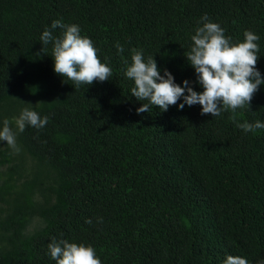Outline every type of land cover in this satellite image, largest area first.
<instances>
[{"label":"trees","instance_id":"trees-1","mask_svg":"<svg viewBox=\"0 0 264 264\" xmlns=\"http://www.w3.org/2000/svg\"><path fill=\"white\" fill-rule=\"evenodd\" d=\"M204 15L231 43L259 36L264 78V0H0V128L15 131L25 107L49 118L17 133L19 152L0 141V264H56L53 238L91 245L102 264L264 261V128L180 109L183 97L138 114L148 101L124 75L142 49L161 75L203 91L186 55ZM54 20L92 40L109 80L76 87L55 73L40 41ZM236 116L264 123V84Z\"/></svg>","mask_w":264,"mask_h":264},{"label":"clouds","instance_id":"clouds-1","mask_svg":"<svg viewBox=\"0 0 264 264\" xmlns=\"http://www.w3.org/2000/svg\"><path fill=\"white\" fill-rule=\"evenodd\" d=\"M202 26L195 29L191 36L192 45L186 55L187 61L195 69L198 83L203 91H195L189 86V81H183V87L177 84L171 72L164 70L161 75L154 57L145 60L143 50H131V64L125 62L124 75L134 81L131 94L139 101H148L136 109L137 113L149 112L150 106H158L166 111L169 106L176 105L183 97L185 104L201 106V114L220 116L222 112L231 110L229 117L238 128L244 132H255L264 128V123L256 121L243 123L237 120V109L250 108L252 98L258 87L264 84V78L256 68L259 58V36L251 31H245L242 42L231 43L226 37L224 29L209 20L207 15L201 17ZM62 28L60 36H54L53 30ZM43 46L52 44L54 71L58 75L67 77L76 87L81 84L88 86L95 81L104 82L112 76V69L102 63L97 55L92 40L81 35L78 25H65L61 20H54L51 28H45L40 36ZM117 52L122 53L123 47L117 42ZM187 93V94H185ZM48 117L41 116L31 108L22 109L18 117L13 118L15 131L9 120L3 121L0 128V141L19 152L17 147V133L25 130L26 125L37 129L43 128ZM102 222V218H98ZM91 224L92 220H86ZM48 251L56 264H102L91 245L61 240L55 238L48 244ZM223 264H248L241 256L227 255ZM264 264V261L261 262Z\"/></svg>","mask_w":264,"mask_h":264}]
</instances>
